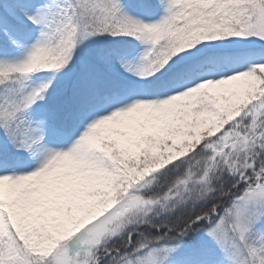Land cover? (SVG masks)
I'll list each match as a JSON object with an SVG mask.
<instances>
[{
  "label": "snow or ice",
  "instance_id": "1",
  "mask_svg": "<svg viewBox=\"0 0 264 264\" xmlns=\"http://www.w3.org/2000/svg\"><path fill=\"white\" fill-rule=\"evenodd\" d=\"M0 264H264V0H0Z\"/></svg>",
  "mask_w": 264,
  "mask_h": 264
}]
</instances>
